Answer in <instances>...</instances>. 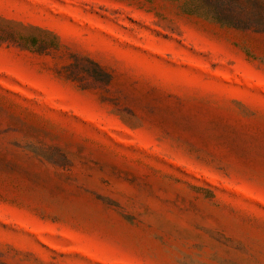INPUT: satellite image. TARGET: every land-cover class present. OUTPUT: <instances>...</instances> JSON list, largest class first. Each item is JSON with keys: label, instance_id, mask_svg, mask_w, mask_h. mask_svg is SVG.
<instances>
[{"label": "rangeland", "instance_id": "rangeland-1", "mask_svg": "<svg viewBox=\"0 0 264 264\" xmlns=\"http://www.w3.org/2000/svg\"><path fill=\"white\" fill-rule=\"evenodd\" d=\"M0 264H264V0H0Z\"/></svg>", "mask_w": 264, "mask_h": 264}]
</instances>
